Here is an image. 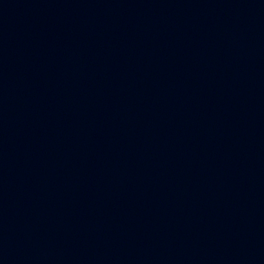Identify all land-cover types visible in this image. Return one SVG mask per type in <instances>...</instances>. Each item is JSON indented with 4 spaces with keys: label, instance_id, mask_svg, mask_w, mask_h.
<instances>
[{
    "label": "water",
    "instance_id": "95a60500",
    "mask_svg": "<svg viewBox=\"0 0 264 264\" xmlns=\"http://www.w3.org/2000/svg\"><path fill=\"white\" fill-rule=\"evenodd\" d=\"M0 203L264 220V0H0Z\"/></svg>",
    "mask_w": 264,
    "mask_h": 264
}]
</instances>
